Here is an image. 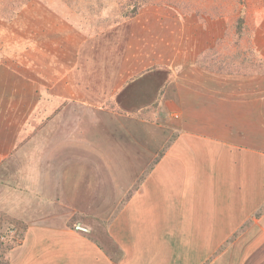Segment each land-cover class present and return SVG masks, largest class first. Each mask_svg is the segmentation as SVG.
<instances>
[{
  "label": "rangeland",
  "instance_id": "obj_1",
  "mask_svg": "<svg viewBox=\"0 0 264 264\" xmlns=\"http://www.w3.org/2000/svg\"><path fill=\"white\" fill-rule=\"evenodd\" d=\"M146 20L153 32L168 34L169 38L176 36L175 42L171 43L170 39V43H162L165 50L169 45H182L187 30L194 34L199 31L202 45L210 47L203 61L210 75L199 76L203 82L200 89L193 85L191 88L196 93L198 90L222 93L228 102L221 104L218 97L209 118L198 111L195 123L203 119L218 124H239L241 129L237 131L261 142L264 153V0H0L2 259H6L9 249L19 244L27 225L49 213V206L55 205L53 198L63 204L80 203L83 210L79 206L72 212L74 222L81 221L86 226L81 228L88 232L91 228L109 255L119 254L106 226L93 219L95 216L89 212L95 210L102 220L112 216L117 203L128 197L133 181H137L134 186L142 181L141 176L149 172L154 155L159 152L153 136L158 130L151 129L146 134L130 130L134 140L129 138L122 145L115 140L109 142L104 136H92L90 141H84L87 124L94 122L96 116L104 118L107 109L116 111L115 100L93 99L82 106H70L61 98L51 97V92L63 93L62 87L51 91L49 85L57 70L53 63L63 62L70 51L80 49H84L82 56L87 50L91 56L95 53V60L90 56L94 61L91 68L99 74L107 73V79H112L114 74L125 70L121 59L118 63L113 57V49L117 48L116 52L122 56L127 40H135ZM108 32L114 33L113 43L101 38L96 48L88 44L85 50L81 45L82 38L107 37ZM129 47L134 53V44ZM146 49L130 59L136 68L145 65ZM177 50L181 53L182 48ZM113 58L115 62H109ZM152 60V63L159 61ZM161 61V67L154 63L146 67L153 75L156 89L163 83L164 75L169 74L164 67L168 59ZM193 62L194 68L199 65V61ZM23 66L36 76L42 71L40 85L19 82ZM212 74L214 78L209 80ZM130 99L132 107L128 109L133 113L125 112L130 118L134 119L133 114L152 116V112H160L158 99L145 91L136 90ZM71 107L78 109L74 112ZM170 119L178 117L171 115ZM153 122L159 126L165 123V118L156 116ZM114 125L109 123L110 128L115 129ZM67 133L71 139L65 142ZM215 133L216 130L208 135L223 139ZM142 136L150 138L148 142L153 150L150 162L143 161L144 156L136 153V146L143 142Z\"/></svg>",
  "mask_w": 264,
  "mask_h": 264
},
{
  "label": "crops",
  "instance_id": "obj_2",
  "mask_svg": "<svg viewBox=\"0 0 264 264\" xmlns=\"http://www.w3.org/2000/svg\"><path fill=\"white\" fill-rule=\"evenodd\" d=\"M149 26V21H144L135 40H127L122 56L116 52L117 48L113 49V57L118 63L121 59L125 70L114 74L112 79H107V73L99 74L91 68L96 55L91 56L87 50L88 44L96 48L101 38L113 43L114 33L108 32L107 37L94 35L80 40L87 50L85 56H82L84 49L74 50L63 62L53 63L57 70L49 85L51 91L62 87L63 93L51 92V97L61 98L70 106H82L93 99L115 100L116 111L107 109L104 118L96 116L94 122L87 124L84 141L104 136L109 142L115 140L122 145L133 139L130 130L136 134L158 130L153 136L159 152L155 153L149 172L141 176L142 181L136 186V179L133 181L128 197L117 203L112 216L102 220L95 210L89 212L106 226L119 254L109 255L91 228L88 232L81 228L86 227L81 221L74 222L72 212L79 206L82 209L80 203L63 204L53 198L55 205L49 204V213L27 225L19 244L7 251L9 264H264L263 144L243 136V132L237 131L241 129L239 124L203 119L195 123L198 111L209 118L218 97L219 103L228 102L222 93L200 90L196 93L191 88L193 85L200 89L203 82L199 76L210 75L208 65L203 64L210 47L202 45L199 31L194 34L187 30L182 45H169L165 50L162 43H170V39L175 42L176 36L170 34L174 36L169 38L168 34L153 32ZM133 44L134 53L129 47ZM188 44L192 46L188 48ZM146 47L145 65L136 68L130 59L138 57ZM178 48H182V54ZM114 58L109 62H115ZM152 59H159L153 62L159 67L163 65L161 60L168 59L164 67L169 74L164 75L157 89L153 75L146 69ZM193 61H199L195 68ZM35 64L36 60L32 66ZM22 69L20 83L40 85L42 71L36 76L30 68ZM213 78L212 74L209 80ZM136 90L154 95L160 112H152L153 117L146 113L133 114L134 119L127 116L125 112L131 111L130 98ZM71 109L75 112L78 108ZM171 115L178 119L171 120ZM156 116H163L165 123L155 125ZM109 123L118 125L113 129ZM214 130L222 140L208 135ZM142 137L136 153L150 162L153 151L150 138ZM70 139L67 133L65 142Z\"/></svg>",
  "mask_w": 264,
  "mask_h": 264
},
{
  "label": "trees",
  "instance_id": "obj_3",
  "mask_svg": "<svg viewBox=\"0 0 264 264\" xmlns=\"http://www.w3.org/2000/svg\"><path fill=\"white\" fill-rule=\"evenodd\" d=\"M4 240V239H3ZM0 244H2V240H0ZM1 246V245H0ZM0 264H9V262L5 259H2V256L0 255Z\"/></svg>",
  "mask_w": 264,
  "mask_h": 264
},
{
  "label": "clouds",
  "instance_id": "obj_4",
  "mask_svg": "<svg viewBox=\"0 0 264 264\" xmlns=\"http://www.w3.org/2000/svg\"><path fill=\"white\" fill-rule=\"evenodd\" d=\"M12 233H10V235H11ZM3 239V238H2Z\"/></svg>",
  "mask_w": 264,
  "mask_h": 264
}]
</instances>
